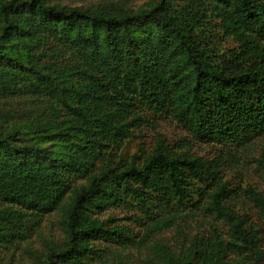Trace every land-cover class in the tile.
<instances>
[{
    "label": "trees",
    "instance_id": "1",
    "mask_svg": "<svg viewBox=\"0 0 264 264\" xmlns=\"http://www.w3.org/2000/svg\"><path fill=\"white\" fill-rule=\"evenodd\" d=\"M59 1L0 0V103L31 104L0 110V264H25L18 250L31 264H126L143 247L141 264H264V223L233 205L222 170L225 153L264 137V0H158L136 11ZM166 117L221 156L163 141L123 157L127 138ZM248 192L264 216V193ZM112 208L138 230L103 218ZM54 211L64 240L33 249ZM201 214L228 232L155 238Z\"/></svg>",
    "mask_w": 264,
    "mask_h": 264
},
{
    "label": "rangeland",
    "instance_id": "2",
    "mask_svg": "<svg viewBox=\"0 0 264 264\" xmlns=\"http://www.w3.org/2000/svg\"><path fill=\"white\" fill-rule=\"evenodd\" d=\"M156 1L158 0H60L59 3L69 7H92L114 2L126 5L129 9L136 11L149 7ZM30 108V103H0V110H4L3 112L6 110L13 112L14 109L29 110ZM7 112V118L11 120L13 113ZM163 141L171 146L174 152H188L201 156L206 160H213L215 157L221 156L219 147L194 140L179 123L170 117L158 118L152 126H144L135 131L133 136L126 139L120 152L125 159H130L134 154L144 156L152 152ZM263 156L264 137L255 139L251 144L234 149L222 156L223 176L231 188L234 197L233 205L240 213L248 214L253 225L261 228V230L264 216L261 209L256 206L251 198L248 190L252 188L264 193V169L260 165ZM110 215L119 218L120 223L131 226L135 231L138 230V225L133 220L132 214L126 209L112 208L102 216L108 218ZM61 220L62 213L59 211H54L51 215L45 216L40 229L29 241L30 246L35 250H41L46 242L61 243L65 238ZM228 230L229 227L224 221L201 214L196 219H187L181 228L174 226L157 234L155 238L162 239L167 244L175 245L186 240L185 237L191 238L194 235L213 236L216 233L226 234ZM148 252L146 247H143L141 251L132 250L127 252L126 264H141V260L148 257ZM14 258L16 262L22 261L25 264H31L32 261L31 255L27 254L25 250L16 251Z\"/></svg>",
    "mask_w": 264,
    "mask_h": 264
}]
</instances>
